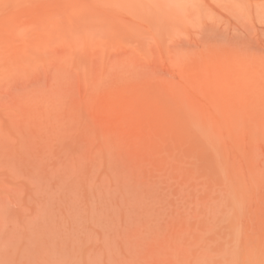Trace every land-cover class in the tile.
<instances>
[{"label":"rangeland","instance_id":"obj_1","mask_svg":"<svg viewBox=\"0 0 264 264\" xmlns=\"http://www.w3.org/2000/svg\"><path fill=\"white\" fill-rule=\"evenodd\" d=\"M168 1L0 0V264H264V0Z\"/></svg>","mask_w":264,"mask_h":264},{"label":"bare ground","instance_id":"obj_2","mask_svg":"<svg viewBox=\"0 0 264 264\" xmlns=\"http://www.w3.org/2000/svg\"><path fill=\"white\" fill-rule=\"evenodd\" d=\"M125 1H127V0H125ZM161 1H162V0H161ZM167 1H168V0H167ZM172 1H173V0H172ZM174 1H175V0H174ZM168 2L171 4L170 1H168ZM128 3H129V2H128ZM173 3H174V2H173ZM162 4H163L162 7L164 8L165 3L163 2ZM166 5H167V4H166ZM176 5H177V4H176ZM144 6H145V5H144ZM157 7H158V6H157ZM167 8H168V7H167ZM170 8H171V7H169V9H167V10L171 11V9H172L173 7H172L171 9H170ZM174 8H176V7H174ZM161 9H162V8H161ZM162 11H163V9H162ZM174 11H175V10H174ZM171 12H173V11H171Z\"/></svg>","mask_w":264,"mask_h":264}]
</instances>
